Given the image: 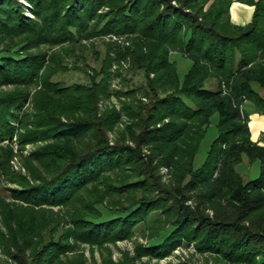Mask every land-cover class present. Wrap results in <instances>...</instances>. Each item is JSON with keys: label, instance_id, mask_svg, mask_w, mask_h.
Wrapping results in <instances>:
<instances>
[{"label": "trees", "instance_id": "trees-1", "mask_svg": "<svg viewBox=\"0 0 264 264\" xmlns=\"http://www.w3.org/2000/svg\"><path fill=\"white\" fill-rule=\"evenodd\" d=\"M235 1L254 6L249 23L232 21ZM105 35L132 42L78 66ZM174 52L192 62L183 75ZM126 64L145 82L117 90L118 108ZM72 69L88 82L56 80ZM259 89L264 0H0V175L14 186L0 194V264H136L191 245L216 264H264V145L244 108L264 114ZM244 155L256 178L236 169Z\"/></svg>", "mask_w": 264, "mask_h": 264}, {"label": "rangeland", "instance_id": "rangeland-1", "mask_svg": "<svg viewBox=\"0 0 264 264\" xmlns=\"http://www.w3.org/2000/svg\"><path fill=\"white\" fill-rule=\"evenodd\" d=\"M236 2L240 3V1H235L234 3H236ZM174 3H176V2L174 1ZM241 3L242 4H248V3H244V2H241ZM26 5L29 6V4H26ZM27 14L32 15V13L30 11H27ZM245 24H247V23H245ZM239 25H244V24H239ZM94 41H95L94 46L91 45L93 47L90 48L89 50L78 49V54L80 55L79 62L77 63L78 66L84 67V66H86L85 64L87 62L89 65L99 68L100 65L102 64V59L104 58L105 54L108 51V46H107L108 42H111L112 44H114L113 47L130 45L132 42V38L130 35H125L123 37L114 36V35H105V36H101V37L96 38ZM112 53L113 54L115 53L114 49H113ZM84 54L86 56V61L84 58ZM172 56H173V59L178 60L179 72L181 75H183L187 71V69L191 66L192 62L189 60L188 61L185 60L182 57V55H180L177 52H174ZM117 66H118L117 63L114 62L113 65L111 66V71L115 72L117 70ZM128 66H129V64L124 65L122 76H120V77L114 76V77H112V80H111V89H112V92L114 93L111 101L114 104H116L118 108H121V103H120L118 96L115 93L117 90H120L122 88L126 89V87H128L129 85L132 86L133 89L134 88L138 89L145 82L143 79V75L141 73L128 72L127 71ZM55 78H56V80L63 81L64 83H67V84H72V83H75L78 81L85 83V82H88V79H90L84 71L79 70V69H76V70L72 69V70H68V71L59 73ZM259 91H260V94L264 97V89H259ZM142 93H143L142 91H138V97L143 96ZM255 107L256 106L252 102H247V104L245 105L244 108H245V111L247 112V114H249V113L254 112ZM217 120H218V115H215L212 119V124L210 126L209 132H208L205 140L203 141V143L201 145L200 152L198 153L197 162H199V163H201L203 161V159L205 158V156L207 155L209 145H210L211 141L214 139V137H216V135H217V129H216ZM14 123L17 126H19V122H14ZM120 127L121 128L125 127V122L120 123ZM15 143H16V147H15L16 152H21L20 147H19L20 145L18 143V135L17 134L15 136ZM32 148H33V145L29 144L26 146V149H24L23 152L25 154H29V152H30V150H32ZM11 164H12L13 170H15V171L22 170L23 172H25L24 168L22 167V162H21L20 158H16L15 160H13V163H11ZM236 169L246 179L256 178L259 175L260 169H261L260 168V161L257 160L254 163H250L247 155H244L242 163L237 165ZM166 171H167V168L162 169V174L164 175L165 179L168 178L167 177L168 174ZM11 186H13V184L8 182L4 176L0 175V194L1 195H9V191L7 190V188L11 187ZM138 241L145 243L146 240L141 236V234H138L133 240H126V241L123 240V241L117 242L118 247H116V246L113 247L114 248L113 259L114 260L121 259L124 251H128L131 254H133L134 250H135V243H137ZM0 255L4 256L1 249H0ZM86 255L88 257L91 256L90 250L88 248L86 249ZM95 255H96L98 262L102 263L101 252L99 250H96ZM215 259H216V257L214 255L202 253V252L198 251L194 247V245H191V246H183V247L177 248L174 251V253L172 255H170L169 257L162 258L160 260L157 258L149 259V257H145L143 259V262L138 261L136 264H171V263H181V262H190L192 264H216Z\"/></svg>", "mask_w": 264, "mask_h": 264}, {"label": "crops", "instance_id": "crops-1", "mask_svg": "<svg viewBox=\"0 0 264 264\" xmlns=\"http://www.w3.org/2000/svg\"><path fill=\"white\" fill-rule=\"evenodd\" d=\"M253 11V6L236 2L231 8L232 20L237 24L248 23L252 19ZM249 117L253 140L264 145V114L254 110V112L249 113Z\"/></svg>", "mask_w": 264, "mask_h": 264}]
</instances>
